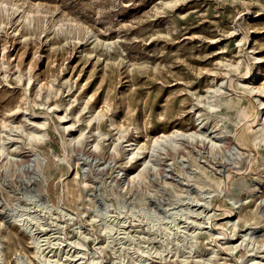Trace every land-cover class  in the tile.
I'll list each match as a JSON object with an SVG mask.
<instances>
[{
  "label": "rangeland",
  "instance_id": "obj_1",
  "mask_svg": "<svg viewBox=\"0 0 264 264\" xmlns=\"http://www.w3.org/2000/svg\"><path fill=\"white\" fill-rule=\"evenodd\" d=\"M176 130L208 137L160 151L156 167L128 155L126 145L134 140L150 144L155 135ZM36 132L45 136L30 140ZM2 139L9 143L0 152L5 264H16L18 254L40 264L30 234L9 214L18 205L32 206L27 199L37 191L50 205L77 213L58 225L45 215V228L68 245L81 226L91 236L86 247L66 248L83 264L91 257L96 264H138L141 258L145 264H209L187 254L190 235L189 241L180 232L177 238L157 226L148 230L126 211L121 217L130 230H142L151 241L134 233L106 240L99 233L103 213L119 215L122 205L175 212L188 202L181 201L187 185L213 194L214 228L226 222L220 210L232 208L226 196L245 202L242 213L263 243L264 0H0ZM236 144L241 151L233 150ZM8 153L23 162H9ZM143 156L150 160L148 151ZM166 167L176 181L165 178ZM225 173L233 175L229 190L222 187ZM107 241H113L109 248ZM198 246L213 256L210 264H245L252 253L241 248L228 255L203 233Z\"/></svg>",
  "mask_w": 264,
  "mask_h": 264
},
{
  "label": "bare ground",
  "instance_id": "obj_2",
  "mask_svg": "<svg viewBox=\"0 0 264 264\" xmlns=\"http://www.w3.org/2000/svg\"><path fill=\"white\" fill-rule=\"evenodd\" d=\"M201 124L202 123H200L198 125L201 126ZM112 127H115V125L112 124ZM3 128L8 129V125L6 123H4ZM201 129H202V127H201ZM70 135H72V134H70ZM44 136H45V134H39L38 132H36V133H31L29 135V138H30V140H35V139L40 140ZM206 137H208V136H206V134L204 132L197 134V133H190V132H181L179 130H176V131L169 132V133H162L161 135H155L153 137V139L150 141V144L140 143V142H137L136 140H134L132 143L127 144L126 147L129 148L128 149V151H129L128 155L131 158H139V159L143 160L145 167H147V166L149 167V165L156 167V165L153 161L159 155L160 151H163L166 149L168 151L169 147L170 148L178 147L181 144L180 141H184V140L190 141L191 140V142H192V141L199 140V138L202 139V138H206ZM216 138H218V137H216ZM209 141L212 142V144L215 146H220L222 148L225 147V145L221 144L222 142H216L211 138ZM68 142H69V144H72L73 142H75V139L70 138V139H68ZM237 142L239 143V141H237ZM7 144H9V143H7L6 140H4V139L1 140V143H0V152L1 153L5 152V148H6ZM133 146H134V148H133ZM9 148L12 150V152H18V147H16V146L11 145ZM233 150L241 151V148L236 144L233 147ZM144 151H148V153L150 154V160H147V156H143ZM161 153H163V152H161ZM8 154H9V157H8L9 162H12V161L13 162H19V160H22V162H23V159H20L21 157L13 159L12 157H15V156H13V154L10 155V153H8ZM37 158H39V157H37ZM61 161H63V163L67 162L66 157L61 159ZM151 162H152V164H151ZM183 162L185 163V161H183ZM37 163H40L38 159H37ZM186 167H188V166H185V165L183 166V168H186ZM226 167H227V165H226ZM150 169L148 170V172L150 171ZM166 169H167V167H166ZM42 170H43V167H38L39 172L36 174L39 175V177H40V175H42ZM141 170H143V169H141ZM163 170H161V171H163ZM151 172H152V170H151ZM167 172H170V173L167 175L165 174L164 175L165 178L167 180L171 179L172 181H176L177 176L173 175V172L171 173L170 169H167ZM143 173L144 172L138 174L137 177L139 178L140 177L139 175H141ZM186 174H188L187 176L189 178H192V175L188 171ZM132 178H134V177H132ZM232 178H233L232 174L225 173L223 175L222 187L223 188L225 187L229 190L228 181H231ZM134 179H136V177ZM263 185L264 184H258L259 190H262L264 188ZM187 186L189 187L188 190H186L188 193L186 195V198L181 200V201L182 202L188 201V202L186 204H180L178 207L173 208V209H177L175 212H171L170 209L163 211V209L158 208L159 210L154 211V213H153V212H151V209H148V208L137 209L135 206L134 207H130V206L126 207L125 205H122V207H121L122 211L120 210L119 215H116V216L109 215L108 214L109 210H106L103 213V215L105 217L98 220L101 222L99 224V226H100L99 233L107 236L106 240H110L111 238L113 239L114 235L116 236V237H114L116 239L122 238V237L124 238L125 235H130V237H131L132 236L131 233L132 234L134 233L135 236H138L142 239H147V241L148 240L151 241L150 236L148 234H146L145 232H143L142 230L141 231H131L130 230L132 228H131V226L127 225V218L125 220H123V217H121V215L126 211L125 213L126 214L128 213L133 218V220H130V221H133L134 223L136 221L140 222L141 224L148 226L147 227L148 230H150V228H152V227L157 226L159 228H162L163 231L164 230L166 232L168 231L169 236L173 234V235H176V237H177V234L180 232V233H183L185 236H188V240L192 238L191 239V241H192L194 239V242H191V244H190L191 246L188 248L189 250H188L187 254H189V256H191L193 254L191 257H193V259H195V262H197V263L207 262L210 264L212 262V258H213V256L212 257H205L204 252L199 249L198 237H199V235H201L203 233V234L209 235L210 239H212L214 241V243L217 244L218 247H220L218 250H222V251L224 250L226 252V254H228V255L237 254L241 248H245V250L249 249V251H251L252 253H250L248 255L249 259L245 262V264H264V233L260 235L263 238V243H259V240L257 239L258 237L255 236V234L258 232L257 227L251 226V224L249 223L251 217L249 218L248 216L244 215L245 213L244 214L242 213L244 211L245 205H243V204H245V202L241 204L242 200H240L239 198L232 197V196L230 197L229 195L226 196L225 200H227V202H230V204L232 205V208L231 209H226V208L223 209L222 208L221 210L219 209L222 212V215L227 217L226 219H223L226 222H224L223 224L217 225L218 227L214 228V226L216 224L211 221V217L214 216L213 213H211L214 210L213 209V194L211 192L201 188V187H198V190H195L194 188L190 187L191 185H187ZM250 190L253 191V194L250 196V198H251L255 194V192H254L255 189H254V187L253 188L250 187ZM43 196H44V194H42L38 191L35 192L33 196L29 197L30 199H27L32 203V206H29V205L28 206H26V205L20 206V205H18L14 209L10 210V213L7 211L10 214V218L13 220L14 223H18V225H20L24 229L25 232L30 234L31 240H32L31 243H32V246H33L34 252H35V258L37 259V261L40 264H83L82 262H78L81 258L76 259L79 254L76 255V254L71 253L70 249L74 246H79V247L82 246L81 248L86 247L85 242L87 243V240H90L91 236H89V234H86L81 226H78V227L76 226V231L78 233L77 238L75 240L70 241L68 243V245H64V242L63 241L61 242V239H58L59 237L54 236L55 233L57 235L59 232H55V233L53 232L52 234H49L48 232H46L48 229L45 228V225H47L45 218H44L45 215H47L49 217V220H51V222L49 221L50 223H55L56 225H58L59 223L62 224L61 219L63 221H64V219H65V221H68V220L73 221V220H75V218L78 217V215H77V213H69L63 207H58V206L55 207L53 205H50V202L45 200L43 198ZM246 200H249V197ZM180 207H184V208L178 210ZM260 213H258V214H260V216H263L264 211L262 210ZM205 219H207L209 221V224H210L209 227H205V224H206ZM93 220L95 221V219H93ZM241 222H244L245 228L240 226ZM64 226H65V224H64ZM157 227H155V228H157ZM192 228H193V232L190 233L189 231ZM162 229H161V231H162ZM43 231H44V233H42ZM188 233H190V234H188ZM62 235H64V234H62ZM189 235L191 236V238H189ZM64 237H66V236H64ZM177 238H179V237H177ZM116 239H114V240H116ZM185 240L183 239V242H185ZM221 240H224V242H221ZM112 242L107 241V245H105V248L106 247L109 248L110 244ZM117 242H118V240H117ZM175 242H172V243H175ZM120 243H122V242H120ZM138 243H139V241H138ZM185 243H184V245H185ZM180 245H181V243H180ZM67 246H69L71 248L67 249L66 248ZM120 246H121V244H120ZM175 246H177V245H175ZM182 246L183 245H181V247ZM126 247L127 246H125L124 248H126ZM96 248H98V247H96ZM105 248L103 246H100L98 249H99V251H103V249H105ZM262 248H263V251L257 252L258 249H262ZM82 250L84 251V249H82ZM218 250H213L211 252V254L214 256H217ZM155 251L158 252L159 255H161V253H162V251H160V250H155ZM155 251H154V253H155ZM139 252L149 253V250L148 251L142 250ZM126 253H127V251H126ZM81 254H83V253H81ZM95 254H97V252H95ZM185 254L180 255L178 252H175V255H177V256L179 255V257H184ZM143 256H144V254H143ZM189 256H185L183 258V261L188 262L189 258H190ZM94 258L95 257H91L89 259L90 260L89 264L98 263V261L95 260ZM15 260H16V264H33L30 260H28L27 257H25L22 254H18L15 257ZM5 261H6V259H5V246L0 242V264H5ZM129 262H130V260H129ZM119 263H120V261H119ZM145 263H146V260H144L142 258L138 261V264H145ZM110 264H115V263L110 262Z\"/></svg>",
  "mask_w": 264,
  "mask_h": 264
}]
</instances>
